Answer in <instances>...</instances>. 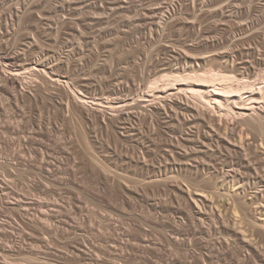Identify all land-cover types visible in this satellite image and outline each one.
Instances as JSON below:
<instances>
[{
	"label": "rangeland",
	"instance_id": "1",
	"mask_svg": "<svg viewBox=\"0 0 264 264\" xmlns=\"http://www.w3.org/2000/svg\"><path fill=\"white\" fill-rule=\"evenodd\" d=\"M185 44L219 67L247 73V60L264 77V0H0V57L32 49L24 60L57 62L72 89L102 101L73 117L61 104L65 89L41 80L0 89V264L264 263L261 234L253 235L261 253L250 255L242 236L217 222L235 217L225 197L200 213L181 177L154 180L165 162H138L143 139L125 135L108 105L148 93L151 80L184 63L171 49ZM141 114L126 120L151 128L153 115Z\"/></svg>",
	"mask_w": 264,
	"mask_h": 264
},
{
	"label": "bare ground",
	"instance_id": "2",
	"mask_svg": "<svg viewBox=\"0 0 264 264\" xmlns=\"http://www.w3.org/2000/svg\"><path fill=\"white\" fill-rule=\"evenodd\" d=\"M70 3H68L69 6ZM64 5L65 4H63V6ZM37 6L38 4L35 5V7ZM66 6L68 7V5ZM67 7H65V9H67ZM31 9H33V7ZM35 9H33V11H35ZM38 12H40V10ZM42 14H44V12H42ZM41 17L42 20L40 19V22H42L44 18L46 19L45 15ZM167 24L168 23H166V25ZM194 39L196 41V38ZM194 39L192 38V41ZM185 45L187 47H182L181 45V47H176V50L171 49L176 53L173 56L179 60V63L184 62V65L166 67L167 71L164 70V74L151 80L149 92L141 95L140 98H122L120 100L118 99L119 101L107 99L109 100L108 105H111L112 108L118 111H116L117 113L114 111L117 116L119 115L118 117L115 116L118 119H125V122L123 119H120V121L124 123L131 117H136L137 119V117L140 116L139 114H141L139 111L143 114L145 111H150L151 114L148 113V115H153L150 116V118L154 117V119H152L153 124L151 128L147 127L148 129H144L142 126L140 127L130 122L131 120L127 121V123L130 122L133 124L130 126L121 122L123 125H121V127L125 135L131 134L132 136L133 134L136 138L140 137L143 139L142 155L140 159H138V162L141 158L142 160L151 158L163 160L165 164L158 167L157 173L155 172L154 174V180L156 179L158 182L167 183V179H170L169 177H173L174 179L181 177L186 182V184H184L185 187H181L182 190L193 195L194 204L190 203L189 206L194 207V210L195 207H197L200 213H206V207H220L217 206L215 202L213 203L215 196L225 197L228 203L230 202L229 204H231L232 208H234V216L236 218L233 217L232 220L226 218L223 220L222 217H224V215L218 216L215 214L217 210L213 213L219 218H216L218 221L215 220V222L217 221L219 224L222 223L221 226L224 225L226 229L231 230L236 236H242L244 248H246L250 255H253V253H261L259 251L263 248L261 247L262 241L257 238L258 236H255L257 240L255 237L253 238V235L254 233L261 234L259 238H261V240L263 238L262 244L264 243V77L261 75L255 78L254 75L256 72L250 67V62L247 63V60L244 59L243 61H246V65L244 64L243 67H247V73L241 72L240 70L242 69H240L238 65L235 66L239 68H232L227 65L226 67L221 66V68L218 66L220 65L219 63L215 65V61H212L213 63H208H212L213 65L211 64V66H208L207 61L212 58L208 57L210 56V51H208L209 55H205L204 53H202L203 55L201 53L196 54L188 48L189 46L187 44ZM167 46L170 48L174 45L171 46V44H168ZM216 46L217 45H215V48H217ZM179 47L183 49L177 50ZM251 50L252 49H248L247 51L251 52ZM28 52H26V54L24 53L25 56H23L25 58H27ZM48 54L50 55V53ZM234 56L232 60L236 62L237 60H235L236 57L234 58ZM24 57L18 53L17 55L9 53L0 57V89L3 88L8 93H12L19 84H31L34 80H36L34 82L41 80L38 83L41 84L42 82L46 84V86L50 85L53 87L54 85L56 88H60L58 89L60 91L65 89L64 91L67 93L66 99L68 100V104L66 103L67 100H65V103L62 101V103H60L64 104L63 108L65 106L68 107V111H66L73 117H75L76 111L79 112L80 108L82 114L85 111L87 113V110H92L90 107L91 104L98 105V103L102 102L96 101L97 99L95 100L91 95V97L88 96L81 89H72L74 84L72 83L73 85L71 86V81L69 82L65 76L66 74H62L57 68L59 67L55 64L57 62H48L46 60L48 59L46 58L47 56H44L46 58L45 60L34 56L33 57L37 59L29 58L28 60H24ZM224 57L226 58L225 61L231 58L230 55H225ZM252 77L254 79H252ZM46 86L42 87L44 88ZM38 87H40V85ZM38 87L36 86V88ZM17 91L15 90V92ZM42 91L43 89H37V93L39 94H43ZM14 94L16 95L17 93ZM24 95H22L24 98L32 97L29 93H25ZM15 97L19 99L17 95ZM47 97L48 99L49 97L53 99L51 95ZM51 99H49V101ZM63 99H65V97ZM2 107L4 106L2 105ZM135 109H139V111L137 110L139 113H137L138 116L135 114ZM143 114L141 115L143 116ZM146 115L147 112L144 116ZM146 118L148 119V117H144L143 119ZM155 118H158L157 122ZM134 119L135 118H133V120ZM136 119L134 121H136ZM108 120H110V117ZM108 123L112 124L114 122ZM163 135H166L164 142L159 139L160 136L162 137ZM123 154L121 155L123 156ZM124 155L127 158H134L130 153ZM132 158L131 160H133ZM184 171L193 175V177H186L183 173ZM207 188H209V190ZM194 193L197 196H195ZM256 213L259 214V217H257L258 215ZM191 217L193 216L191 215ZM200 219L202 218L200 217ZM203 220L205 219H202V221ZM224 242L226 243V240Z\"/></svg>",
	"mask_w": 264,
	"mask_h": 264
}]
</instances>
